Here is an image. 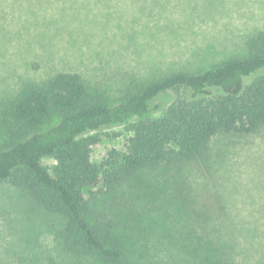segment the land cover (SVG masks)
<instances>
[{
    "label": "trees",
    "instance_id": "obj_1",
    "mask_svg": "<svg viewBox=\"0 0 264 264\" xmlns=\"http://www.w3.org/2000/svg\"><path fill=\"white\" fill-rule=\"evenodd\" d=\"M246 51L205 71L176 72L134 88L113 106L77 73L58 72L19 88L4 109L0 181L28 187L46 212L63 217L57 241L42 248L45 264H264L256 223L231 219L225 178L212 190L201 172L215 169L217 137L264 131V32ZM118 127L128 133L125 151L93 164L92 134ZM159 165L171 172L186 209L177 229L167 231V219L157 218L158 227L139 230L135 212L101 195ZM187 167L200 180L185 176Z\"/></svg>",
    "mask_w": 264,
    "mask_h": 264
},
{
    "label": "rangeland",
    "instance_id": "obj_2",
    "mask_svg": "<svg viewBox=\"0 0 264 264\" xmlns=\"http://www.w3.org/2000/svg\"><path fill=\"white\" fill-rule=\"evenodd\" d=\"M259 32L264 0H0V136L6 104L25 83L77 73L113 106L126 92L164 76L205 71L245 56L248 41ZM92 135L95 165L111 151H125L128 133L121 127ZM211 149L215 169L201 170L209 188L220 190L223 176L228 215L256 223L263 236L264 131L217 137ZM184 170L191 181L200 180L192 167ZM170 173L163 165L145 169L101 199L135 212L139 230L156 225L157 218L167 219V231L177 229L186 207ZM101 184L92 189L95 194ZM64 222L46 212L28 187L0 181V264L47 263L42 248L54 245Z\"/></svg>",
    "mask_w": 264,
    "mask_h": 264
}]
</instances>
